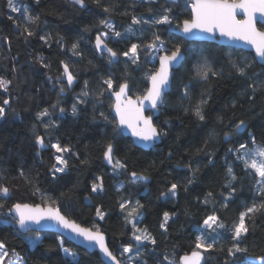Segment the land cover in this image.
<instances>
[{"label": "trees", "instance_id": "obj_1", "mask_svg": "<svg viewBox=\"0 0 264 264\" xmlns=\"http://www.w3.org/2000/svg\"><path fill=\"white\" fill-rule=\"evenodd\" d=\"M14 2L21 9L27 7L32 15H39L40 22L38 26L28 25L34 30L28 37L23 31L26 21L22 12H12L8 0H0V78L11 81L7 92L0 89V107L7 112L6 118L0 120V187L9 189L7 196L0 194L4 205L0 208V241L9 250L14 248L26 264H65L70 258L58 247L61 238L57 234L23 235L9 215L16 203L52 206L81 226L99 225L107 236L109 249L122 264H129L130 260L131 264H168L164 256L177 262L195 250L203 221L216 215L225 228L220 229L213 250L202 251L205 264H246L247 255L238 254L235 261L228 255L234 243L230 229L247 206L259 202L260 197L254 195L259 178L245 168L243 158L237 159L241 153L229 149L238 150L241 143L248 146L244 151L254 149L252 137L256 144L264 143V92L258 90L254 100L246 94L254 80L251 73H260L264 64L240 49L188 42L175 35L172 31L179 29L177 25L191 17L188 0L178 4L165 0H100L99 5L85 0V9L70 0ZM105 7L108 12L103 10ZM163 16H168L171 23H154ZM133 18L141 23L134 24ZM102 20L121 35L116 37L100 23ZM258 27L264 31L263 26ZM102 33H108L110 38L105 40ZM42 36L48 37L47 42ZM97 36L117 53L116 63L97 52ZM156 36L160 39L156 40ZM74 43L78 45L76 54ZM157 43L164 44L167 52L180 46L185 58L174 72L164 106L154 118L158 129L167 134L153 148L143 150L117 129L111 113L113 93L127 82L132 98L144 95L148 74L157 70V64L149 63L150 53L145 46ZM132 44L139 46L135 63L123 56ZM245 63L252 64V68L248 76L241 77L233 64ZM64 64L74 77L70 87L62 77ZM202 68L208 70V80L197 75ZM107 79L113 81L112 89L104 84ZM84 91L87 96L82 95ZM5 99L9 105L3 104ZM201 99H207L205 121H199L191 111ZM74 105L76 116L71 111ZM45 108L50 117L37 119V113ZM49 120L54 124L45 128L44 123ZM241 120L247 126L243 132L235 128ZM226 133H231L228 140L224 138ZM37 135L44 137L47 150L38 149ZM109 141L114 157L127 165L126 170L104 163ZM56 142L71 151L56 152L51 146ZM59 155L68 161V166L63 173L53 174ZM229 167L235 181L228 175ZM196 169L199 171L193 176ZM133 171L147 176L149 182H131L129 173ZM101 182L103 191L92 192V185ZM172 184H177V195H162L168 193ZM124 201L132 202L129 208L136 201L143 207L128 217L129 209L120 208ZM225 203L227 207L223 206ZM97 209L104 214L103 220L97 216ZM165 212L170 217L166 232L160 227ZM129 220L142 230L147 229L157 244H137ZM246 224L249 232L243 237V246L252 256L264 255V214L246 218ZM214 236L216 233L210 232L208 241L212 242ZM37 237L40 242L34 243ZM129 244L133 252L127 258L121 256L123 247ZM64 246L77 254L79 264H104L97 253H88L66 240ZM13 259L9 256L6 264Z\"/></svg>", "mask_w": 264, "mask_h": 264}, {"label": "snow or ice", "instance_id": "obj_2", "mask_svg": "<svg viewBox=\"0 0 264 264\" xmlns=\"http://www.w3.org/2000/svg\"><path fill=\"white\" fill-rule=\"evenodd\" d=\"M40 0H36L38 4ZM94 3H100V0H93ZM9 7L12 12H22L23 18L26 21L25 26L23 27L24 33L28 37H31L34 34V30L29 28L28 25L38 26L40 22L39 15H32L30 10L27 7L21 9L17 6L14 0H8ZM75 5L80 6L81 8L86 7L85 0H73ZM105 12L109 11V8L105 7L103 9ZM170 11V10H169ZM243 14V18L238 19V14ZM11 18V17H10ZM262 23L264 26V0H191V17L183 21L182 26L177 25L182 32L189 36H194L197 32L207 33L212 36H215L219 33L220 36L228 37L232 40H241L250 45L255 49L256 56L259 57L260 61L264 63V31H259L257 29V21ZM134 24L141 23L140 19L133 18L132 21ZM100 23L112 30L113 34L116 37L121 35L120 32L115 31V28L112 24L107 21H100ZM143 23H148L147 20H144ZM156 24H170L171 21L168 16H163L160 19L154 21ZM18 27L20 25L18 24ZM131 32V29H128ZM107 37V33H102ZM41 39L47 42L48 37L42 36ZM156 40H159L160 37L156 36ZM77 44L72 45V49L75 53ZM137 44H132L131 48L128 51L123 52V56L129 57L135 63L139 57L137 55L138 50ZM148 49H153L156 52L165 51L163 44L157 47L155 44H148L145 46ZM96 48L106 50L111 58H115L117 53L108 47L103 40L100 39V36L96 38ZM131 53V56H130ZM42 62V58H39ZM181 59H183L182 48L180 46H175L170 52H165L164 55L159 57V70L155 73H149L147 79L150 81V87L145 90L144 95L138 96L136 100L128 97V88L129 85L127 82H123L119 85V90L113 93L116 97V103L114 105V111L118 117L117 129H123L130 131L131 135L136 137L138 141H143L147 145H152L158 141L161 136L166 135L162 129H158L157 125L153 123L151 115H145V109L155 110L153 114H158L160 108L164 106L165 94L168 91L169 81L171 77L172 68L177 65ZM45 67H50V65H44ZM233 68L236 69V73L241 77H246L249 75V69L252 68V64L245 63L242 65L233 64ZM215 75V73H213ZM197 75L204 79L208 80L209 73L206 68H202L197 72ZM251 75L254 77L253 83H251L246 94L250 99H255V93L260 90L264 92V70L260 73L253 71ZM62 77L66 78L67 85L70 87L74 83V77L69 70L67 64L63 65ZM61 77H57L59 80ZM51 79V77H49ZM257 82L259 83V89L257 87ZM11 84L10 80L0 78V89L7 92ZM104 84L107 85L108 89H112L113 81L111 79L104 80ZM85 88H87V82H85ZM61 92L64 91L63 86L61 87ZM185 96L188 95L185 91ZM83 96H87V91L82 93ZM102 96L103 93L101 92ZM4 105H9V100L5 99L3 101ZM207 104V99H201L199 103L195 104L191 109L192 114L199 120L205 121L206 116L204 114V106ZM53 108L56 105L52 106ZM235 107V103L233 104ZM61 113L64 112L63 108H60ZM73 116L78 115L77 107L74 105L72 108ZM7 112L5 107H0V120L6 118ZM103 116V113H101ZM44 117H50L49 110L47 108L43 109L37 113V119L43 120ZM107 119V117H105ZM221 119V123H222ZM50 124H54L53 121L49 120L44 123L45 128ZM237 131L246 128V124L241 120L238 124L235 125ZM231 133L225 134V139L230 138ZM36 143L40 148L45 147L44 137L41 135L36 136ZM251 143L255 145V148L252 150L244 151L248 149V146L244 143H241L238 150L229 149V151H237V159L243 158L244 166L246 169L253 170L255 176L259 179L255 181V192L254 195L260 197L259 202H254L251 206H247L244 211L239 215V220L236 224L233 225L230 231L232 232V240L234 243L232 247L228 249V255L233 258L235 261L238 254L247 255L248 259L246 264H264V255L259 257L252 256L249 253L247 246H243V237L247 236L249 232V225L246 224V218L252 219V217L261 213L264 214V143L256 144L255 137L251 138ZM55 148L56 152L64 153L70 152L71 149L67 146L62 147L59 142H56L51 145ZM75 155V154H73ZM104 158L109 164H112L114 168L125 169L127 165L123 163L120 159L115 158L113 155V144L109 141L106 145L104 151ZM171 155V153H169ZM257 157L260 159L258 160ZM57 165L60 167H54L52 169L53 174L63 173L68 166V161L63 158V156H57L56 158ZM199 171L196 169L193 172ZM228 175L231 177V181L236 180V176L233 174L232 168H228ZM53 178L55 176L53 175ZM129 178L131 182H141L147 181L148 177L137 173L135 171L129 173ZM231 181L229 186H231ZM187 189H185L186 191ZM39 191V188L36 189ZM92 192L103 191L102 182L99 184H93L91 187ZM235 192V188H232V193ZM0 194L7 196L9 194V189L7 187H0ZM171 195L175 197L177 195V184H172L168 193H162L164 196ZM211 196V193L208 194ZM231 198V194L228 199ZM131 201H124L120 204V208L123 211L128 208V217H131L137 214L138 208H142L143 205L139 201H136L135 205L129 208ZM227 207V203L223 205ZM4 205L0 203V208H3ZM9 215H12L15 225H18L17 231L23 230L24 232L32 231V225H40L42 221H54L56 224L60 225L63 229L67 230L68 233L74 234V237L82 238L83 241L87 242L89 245L98 246L100 251L112 261V264H122L121 259H118L117 255H114L113 252L109 249L106 243L105 235L100 231L99 225L93 224L92 227H84L81 224L77 223L75 220H72L65 215H62L58 207L49 206L46 209L40 207L39 205L33 206L30 204H21L16 203L9 211ZM97 216L103 220L104 214L97 209ZM169 213L165 212L163 215V223L160 225L164 231H167V222L169 220ZM129 223L132 224L133 239L138 243L147 242L151 245H156L157 240L154 236L148 233L147 229H141L137 227L136 222L129 220ZM203 226L205 229L210 230L213 233H216V236L212 237V242L206 240L208 233H202L196 237L195 250L190 254H184L179 261L174 262L167 255L164 256V260L168 261V264H202L204 261L203 252L213 250L215 239L220 235L219 229H224L225 224L219 220L218 216L210 215L203 221ZM139 233V234H137ZM40 242L39 237L36 238L34 243ZM58 247L64 252L66 257H69L70 260L66 261L65 264H79L77 260V254L72 252L69 248L64 246V240L60 239L58 241ZM51 250V249H50ZM202 250V251H201ZM133 247L131 244L124 246L120 255L124 253H132ZM137 256L140 255L139 250L136 253ZM9 256L14 257L13 260L9 261L8 264H26L23 261L22 257H19V254L13 248L8 249V246L0 241V264H6V261ZM131 264V260L129 262ZM146 264V262H145Z\"/></svg>", "mask_w": 264, "mask_h": 264}, {"label": "water", "instance_id": "obj_3", "mask_svg": "<svg viewBox=\"0 0 264 264\" xmlns=\"http://www.w3.org/2000/svg\"><path fill=\"white\" fill-rule=\"evenodd\" d=\"M70 1L73 2V0H70ZM165 1L170 2V3H174V4H178L180 1H183V0H165ZM188 1L191 2V0H188ZM85 8L86 7L82 8V9H85ZM190 12H191V7H190ZM237 18L238 19L243 18V14L242 13L241 14H238ZM259 25L262 26V23L258 20L257 21V25H256L257 26V29L259 31H262V30L259 29V27H258ZM172 32L175 35L181 37L182 39H184L185 41H188V42L215 43V44L220 45V46L230 47V48H235V49H240V50H243L245 52L252 53L259 64H264V63H262L260 61L259 57L256 56L254 47L252 45L244 42V41H241V40H232V39H229L228 37L220 36L219 33H217L215 36H212V35L207 34V33L197 32L194 36H189V35L184 34L180 28L179 29H176V30H173ZM100 39L104 41V39L102 37H100ZM104 43H106V42L104 41ZM94 45H95V48H96V41H95ZM96 50H97V52L99 54H106L110 58V55H109V53L106 50L97 49V48H96ZM164 54L165 53H162L160 56H162ZM182 55H183V59H181V61L177 65H175L172 68V70H171V77H170V81H169V87H168V91L165 94V96L170 92L174 72L181 67V65H182V63L184 61L185 55H184L183 52H182ZM118 60H119V56L118 55L115 58H111V61L113 63H116ZM159 67H160V64H159V58H158V60H157V70L156 71L159 70ZM148 87H150V81L148 82ZM127 94H128V97H130L133 100H136V98H132L129 95V88H128V93ZM113 101H114V105H115V103H116V97H115L114 94H113ZM114 105H113V109H112L111 113H112L114 119L117 122L118 121V117L116 116V113L114 111ZM154 111L155 110H151V109H148V108L145 109V115H147V114L150 113L151 116H152V119H153V123H154V118L159 115V113L158 114H153ZM245 129L246 128L241 129L239 132H243ZM120 131H121V133H122L123 136L130 138L133 141V143H134L135 146H137V147H139V148H141L143 150H149V149L153 148L160 141V139H159L154 144L147 145L143 141H138L136 137H134V136L131 135L130 131L123 130V129H120ZM36 145H37V143H36ZM37 147H38V149L40 151H44V150H47L48 149V146L46 144H45V147L44 148H40L39 145H37ZM113 155H114V148H113ZM104 163L108 167H110V168L113 167V165L112 164H109L105 158H104ZM141 182L148 183L149 182V179L147 181H141ZM134 183H136V182H134ZM33 206H36V205H33ZM39 206L42 207V208H45V209L47 207H49V206H42V205H39ZM61 214L64 215L63 213H61ZM15 227L17 229L18 228V225H15ZM31 227L33 229L32 231L24 232L23 230H21L19 232L21 234H23V235H26V234L32 233V232H36V233H44V232L55 233L61 239L66 240V241H68V242H70V243H72V244H74V245H76V246L84 249L88 253H97L99 255L101 261L104 264H112V261H110L109 258L106 257L100 251V249L98 248V246L89 245L87 242L83 241L82 238L74 237V234L68 233L67 230L63 229L60 225L56 224L54 221H42L40 225H32ZM105 237H106V243L108 245L107 236L105 235ZM203 256H204V254H203ZM202 264H205V256H204V261H202Z\"/></svg>", "mask_w": 264, "mask_h": 264}, {"label": "rangeland", "instance_id": "obj_4", "mask_svg": "<svg viewBox=\"0 0 264 264\" xmlns=\"http://www.w3.org/2000/svg\"><path fill=\"white\" fill-rule=\"evenodd\" d=\"M191 6V5H190ZM110 35L107 33V37H105L104 35H102V37L105 39V40H108L110 37H109ZM157 47H159L160 45H161V43H157V44H155ZM163 48H164V50L165 51H160V52H156L155 50H153V49H148V48H145V49H147V51H148V53H150V57H149V63H155V64H157V60H158V58H159V56L162 54V53H165L166 51H167V48L164 46V44H163ZM60 156V155H59ZM257 159L259 160L260 158L259 157H257ZM61 165H57L56 167H60ZM219 232H220V229L218 230ZM208 233V235H210V230H208V229H205L204 228V226L202 225V227H201V229H200V233H199V235H201L202 233ZM137 234H139V233H137ZM208 235L206 236V240L208 241V239H207V237H208ZM135 241V240H134ZM136 242V241H135ZM209 242V241H208ZM137 244H143V243H145V242H143V243H138V242H136ZM202 251V250H201ZM124 255V257H129L130 255H131V253H124L123 254Z\"/></svg>", "mask_w": 264, "mask_h": 264}]
</instances>
